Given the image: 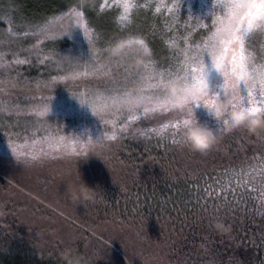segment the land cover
I'll return each instance as SVG.
<instances>
[{"label": "rangeland", "instance_id": "374dc122", "mask_svg": "<svg viewBox=\"0 0 264 264\" xmlns=\"http://www.w3.org/2000/svg\"><path fill=\"white\" fill-rule=\"evenodd\" d=\"M60 1L64 3L69 0ZM76 2L89 7L87 36L77 27L71 36L44 40L38 34V27L46 22L23 28L20 23L13 22L15 19L12 17L10 21L0 15V209L2 218L10 223L5 238L0 241V263L4 259L1 253L12 252L17 257L24 255L25 258L27 255V258L67 263L68 249L74 250V255L79 253L80 264L131 263L122 254L125 249L121 247V251L120 246H117V236L125 235L127 243L124 241V244L129 246L128 243L132 244L133 241L128 235L135 231L134 227L120 222L118 214L102 213L99 210L102 204L99 202L96 206L93 203H74L67 194V179L71 176H67L69 174L65 168L79 166V163L85 164V167H95L93 165L115 158L126 143L142 139L148 129L159 127L171 117L168 114H149L132 122V127L118 134L117 140L105 141V146H97L87 154L55 155L43 163L33 162L29 165L24 163L23 158L17 159L12 153L9 140L22 150L32 145L34 140L49 134L65 136L81 144L86 143L89 136L96 139L103 133L111 134L114 131L112 124H106L76 98L86 90L107 87L105 81L70 78L59 81L51 90L45 89L44 83L54 75L70 76L73 71H86V62L92 51L89 40L95 43L97 49L103 50L110 44L114 47L116 42L127 36L143 37L149 45L151 59L159 68L174 67L181 58L179 53L184 47L183 37L199 43L207 33L203 24L211 23L210 13L213 9V0H181V18L175 21L167 11L163 15L155 12V4L159 0H137L140 4L147 2L152 7L136 10L134 24L122 28L117 19L119 9L112 7L101 11L99 5L103 0ZM163 2L171 5L173 0ZM197 17L205 20H198ZM38 39L43 40V43L37 44ZM246 46L258 62L264 60V30L252 33ZM66 57L73 58L71 65L65 61ZM16 60H27L28 63L17 64ZM143 62V55H135L127 61V66L135 70ZM209 80L213 90L221 84V78L214 69ZM48 97H51V111L48 119L41 123L40 118L28 113L32 106L46 102ZM193 107L199 123L214 131V118L209 116L204 105ZM18 108L25 111L17 112ZM126 117V113L117 117V123H123ZM202 120L212 124L205 126ZM166 136H170V130ZM43 147L47 150V145ZM244 171L250 172L251 168L247 166ZM74 174L72 176L79 172ZM81 175L89 186H94L85 172L82 171ZM52 179L55 180L53 184ZM5 195L10 196L2 201ZM5 211L10 216L5 217ZM22 261L14 264H26L28 259Z\"/></svg>", "mask_w": 264, "mask_h": 264}, {"label": "trees", "instance_id": "16d2710c", "mask_svg": "<svg viewBox=\"0 0 264 264\" xmlns=\"http://www.w3.org/2000/svg\"><path fill=\"white\" fill-rule=\"evenodd\" d=\"M76 1L0 0V15L9 20L12 17L23 28L35 27L67 11ZM205 124L209 127L212 123ZM215 135L216 149L206 157L175 148L171 135L163 140L144 135L126 143L115 158L95 167L79 163L66 167L65 172L67 176L85 172L93 187L101 189L92 203L96 206L99 202L102 213L118 214L120 222L134 227L128 235L133 241L129 246L124 244L125 235L117 236V246L125 249L122 254L130 264H264L261 195L251 185L248 191L240 186L235 194L221 192L236 184L241 168L259 166L251 158L264 154V140L247 130ZM217 193L221 194L219 200ZM6 216H10L7 211ZM2 217L0 209V241L10 226ZM217 221H223L224 229L216 227ZM1 254L4 259L0 264L21 263L25 258L26 264H73L71 260L64 263L17 257L13 252Z\"/></svg>", "mask_w": 264, "mask_h": 264}, {"label": "snow or ice", "instance_id": "6c2138e0", "mask_svg": "<svg viewBox=\"0 0 264 264\" xmlns=\"http://www.w3.org/2000/svg\"><path fill=\"white\" fill-rule=\"evenodd\" d=\"M115 7L120 10L117 17L122 28L131 27L135 20V11L140 8H151L149 3L140 4L137 0H103L99 5L101 11ZM181 10V0H173L171 5L159 0L155 4V12L163 15L167 11L171 18L178 21ZM89 7L85 4H75L69 7L59 17L47 21L38 27V34L44 40H58L65 35L71 36L74 28L82 30L83 35L89 33L87 14ZM191 15V14H190ZM211 23H204L207 29L205 37L199 42H190L183 37L184 47L181 49L174 67L161 69L151 59L148 43L143 37L127 36L108 48L99 50L95 43L89 40L92 51L87 60V70L73 71L70 76L54 75L47 80L43 87L51 90L59 81L77 78L103 80L107 87L95 88L81 93L78 97L81 105H87L92 113L111 123L114 131L103 133L100 137L86 143H78L68 137L49 134L34 140L32 145L22 150L9 140V147L17 159L23 158L26 165L33 162L43 163L50 156H70L87 154L97 146H105V141H115L118 134L126 132L132 127V122L140 120L149 114H168L171 119L159 127L148 129L145 135L155 134L161 140L169 134L172 136L173 146L181 151H189L184 146L182 130L184 124L196 117L194 107L201 104L207 109L209 116L215 112H223L225 123L214 119V133L219 134L227 130L228 115L237 109L249 112L264 111V60L257 61L256 56L247 48V42L252 33L264 30V0H213L210 13ZM198 20L203 19L197 17ZM11 33V29H9ZM27 35V33H25ZM43 40H37V44ZM116 48H126L127 55H117ZM101 53H107L102 55ZM15 55V54H13ZM135 55H143L144 62L135 70L128 68L127 61ZM65 61L71 65L73 58L66 57ZM15 63H28L27 60H16ZM43 63V61H41ZM215 70L221 78V84L215 90L210 87V73ZM178 79L184 84V90L179 98L167 96L160 87L162 81ZM76 96L75 93H73ZM221 97L223 98L221 101ZM25 111L17 109V112ZM51 111V97L39 105L32 106L28 114L40 118L45 122ZM127 114L123 123H117V117ZM39 130V129H38ZM242 132L244 129H236ZM264 140V134L257 135ZM36 145H40L39 148ZM47 145V150L43 147ZM190 152V151H189ZM251 159L259 162L258 167L249 165L250 172L241 168L236 173L235 185L222 188V193L232 192L235 188L248 186L261 195V207L264 208V154L253 156ZM245 177H247L245 179ZM257 183L253 184V181ZM209 197L212 192H208ZM227 203L226 196L223 197ZM216 199H221L217 193Z\"/></svg>", "mask_w": 264, "mask_h": 264}, {"label": "clouds", "instance_id": "9594fccd", "mask_svg": "<svg viewBox=\"0 0 264 264\" xmlns=\"http://www.w3.org/2000/svg\"><path fill=\"white\" fill-rule=\"evenodd\" d=\"M116 54L122 56L129 53L126 48H116ZM160 87L167 96L179 98L185 86L178 79H170L162 81ZM211 117L221 123H225L223 112H215ZM226 128L228 131L244 129L255 135L264 134V111L249 112L243 109L234 110L227 117ZM182 139L184 146L190 152L201 157L211 154L216 149L218 143L215 133L200 124L196 117L189 119L184 124ZM100 192L101 189L99 187L89 186L83 180L80 172L78 175L67 179V194L74 203L86 204L95 202ZM216 227L224 229L225 225L223 221H217ZM66 258L71 260L73 264H80L81 258L78 255H74V250L72 249L67 250Z\"/></svg>", "mask_w": 264, "mask_h": 264}]
</instances>
